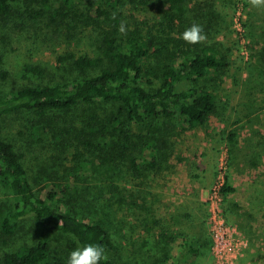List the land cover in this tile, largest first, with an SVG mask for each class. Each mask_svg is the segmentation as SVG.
<instances>
[{
    "label": "rangeland",
    "instance_id": "obj_1",
    "mask_svg": "<svg viewBox=\"0 0 264 264\" xmlns=\"http://www.w3.org/2000/svg\"><path fill=\"white\" fill-rule=\"evenodd\" d=\"M124 1L123 13L132 27H156L163 0ZM192 1L186 6L190 17ZM210 1L214 5L201 8L203 16L197 19L207 39L218 43L229 62L202 81L216 93V111L204 125L191 127L181 121L171 137L169 156L146 176L133 179L122 164L76 182L66 173L70 161L46 132L47 119L41 113L14 114L3 121V135L24 153L35 189L45 196L47 187L59 192L69 188L76 192L78 187L82 196L76 193L74 199L78 198L70 206L83 219L109 223L115 238L111 253L118 260L143 262L154 256L163 264H176L174 257L182 244L193 238L198 240L194 264H264V7H253L249 0ZM209 17L214 19L212 26ZM49 20L28 23L24 29L10 23L12 52L0 63V94L11 93L17 77L31 66L45 68L34 75L36 80L58 79L61 74L55 68L61 55L71 59L96 49L99 27L86 16L67 18L60 33L49 26ZM191 21L186 19V29ZM3 71L9 72L8 78H2ZM148 127L134 128L147 133ZM232 132H237L234 144L229 141ZM227 175L236 190L225 196ZM114 183L121 188L123 202L119 206L103 198L105 210L96 212L101 190L109 194ZM232 200L243 216L231 210ZM13 204L12 195L0 184V213ZM36 240L30 214L20 220L7 243L1 242L0 253ZM53 245L56 254L66 255L81 247L60 230L54 232Z\"/></svg>",
    "mask_w": 264,
    "mask_h": 264
},
{
    "label": "trees",
    "instance_id": "obj_2",
    "mask_svg": "<svg viewBox=\"0 0 264 264\" xmlns=\"http://www.w3.org/2000/svg\"><path fill=\"white\" fill-rule=\"evenodd\" d=\"M188 1L163 0L156 27H132L123 13L124 0H0V63L12 52L7 34V29H12L10 23L24 29L28 23L48 17L49 26L59 32L67 18L80 15L99 27L93 52L74 54L71 59L60 56L61 63L55 69L61 77L36 80L34 75L45 68L31 66L17 77V87L11 93L0 94V184L14 199V204L0 213V252L1 242L7 243L20 220L30 214L37 234L34 243L0 253V264H68L70 254L54 252L57 230L76 238L81 248L87 244L102 246L107 260L100 264H163L154 256L145 257L143 262L138 258L116 259L111 253L115 238L109 223L83 219L70 206L82 196L78 187L76 192L70 188L59 192L51 186L45 188V196L40 195L24 153L3 135L2 125L14 114L41 113L47 119L43 124L46 132L57 147H63L70 161L66 173L76 182L89 180L97 170L112 165H126L133 179L156 170L169 156L171 137L181 121L191 127L204 125L215 113L216 93L202 81L210 72L229 65L218 43L210 41L212 37L207 39V34L197 44L182 39L186 19L192 18L190 25H199L201 8L213 4L193 0L190 12L195 14L190 17ZM207 19L212 26L214 19ZM122 22L126 23V34L119 32ZM8 73L3 71L2 78H8ZM135 126L149 127L147 133H137ZM229 141L237 142V132L229 135ZM111 187L109 194L101 190L96 212L105 210L103 198L119 206L123 202L119 185ZM222 189L225 196L236 190L229 175ZM229 204L235 214L243 216L236 201ZM197 244L198 240L186 238L175 263L194 264Z\"/></svg>",
    "mask_w": 264,
    "mask_h": 264
},
{
    "label": "clouds",
    "instance_id": "obj_3",
    "mask_svg": "<svg viewBox=\"0 0 264 264\" xmlns=\"http://www.w3.org/2000/svg\"><path fill=\"white\" fill-rule=\"evenodd\" d=\"M253 7H264V0H249ZM119 32L126 34L127 26L122 22ZM182 39L188 44L201 43L206 39L202 26L193 24L182 33ZM102 260H107L105 249L100 245L87 244L84 247H77L70 253L68 264H100Z\"/></svg>",
    "mask_w": 264,
    "mask_h": 264
}]
</instances>
